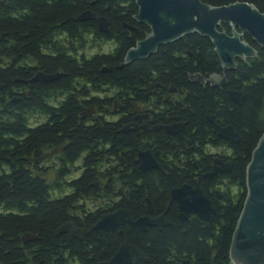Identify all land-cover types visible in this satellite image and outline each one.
I'll return each instance as SVG.
<instances>
[{
	"label": "trees",
	"instance_id": "1",
	"mask_svg": "<svg viewBox=\"0 0 264 264\" xmlns=\"http://www.w3.org/2000/svg\"><path fill=\"white\" fill-rule=\"evenodd\" d=\"M200 1L211 7L248 3L264 14V0ZM86 11L104 17L109 23L108 33H100L96 22H79L78 16ZM137 13L135 0H0V47H10L0 55L14 60L9 68L0 67V85L6 88L15 81L32 78L38 71L60 74L57 80L42 84L51 85L55 93L65 96L44 97L43 107L41 97H29L24 102L26 107H31L28 122L20 115L11 120L0 118V264H25L23 254L27 250H34L31 254L36 264H61V256L51 259L58 249L69 250L86 264L89 245L92 254L103 255L122 240L138 246L147 258L146 264H167L166 257L171 251L193 254L195 264H231V238L246 198V167L264 133V48L243 36L241 40L256 51V57L246 62L236 60L232 70L223 71L211 41L193 33L159 47L146 59L124 65L127 52L150 34L145 25L136 22ZM231 30L228 25L219 27V31L227 34ZM61 37L72 42L73 55L44 57L41 69L15 68V62L25 57L36 63L40 47L67 45ZM107 43L113 48L102 53L101 45ZM95 47L99 50L95 54L89 57L83 54ZM104 69L109 71L102 72ZM214 75L226 83L215 96L217 99H213L216 92L206 86L197 89L190 86L194 76L205 80ZM151 81L188 85L192 93L203 97L204 101L194 105V126H202L205 115L215 109L226 112V122L240 139L234 145L221 141L227 149L223 157L231 166L219 183L223 200H213L215 215L210 222H194L186 236L128 230L114 238L104 233L93 234L89 245L73 243L58 230L71 220L73 210L79 209L76 205L79 199L73 195L53 199L50 193L56 186L39 179L25 160L33 162L62 139L69 141L68 151L74 154L90 144L97 149L109 129L99 118L89 122L92 125L89 127H85L88 121L80 119L88 105L99 103L98 97H85L87 89L101 94L107 88L115 91L122 88L136 94V89L146 87ZM38 88L36 84L32 91L37 93ZM73 90L78 97L71 96ZM228 90L243 92L244 101L239 106L233 104L228 99ZM40 116L45 117V122L31 126L30 119ZM201 167L209 165L205 163ZM89 173L86 171L85 178L91 177ZM139 174L143 181L146 173L140 170ZM135 202L136 207L129 208L133 217L143 212L142 199L138 197ZM25 235L35 240L22 243Z\"/></svg>",
	"mask_w": 264,
	"mask_h": 264
},
{
	"label": "flooded vegetation",
	"instance_id": "2",
	"mask_svg": "<svg viewBox=\"0 0 264 264\" xmlns=\"http://www.w3.org/2000/svg\"><path fill=\"white\" fill-rule=\"evenodd\" d=\"M61 40L67 45L40 47L36 63L25 57L15 62V68L41 69L43 66L41 59L44 57L56 58L62 53L67 56L73 55L72 42L64 37H61ZM2 47L0 54L10 48ZM12 62L13 59L0 55L1 68H9ZM37 73L46 74L42 71ZM32 78L15 81L14 85L9 84L6 88L0 85V118L11 120L20 115V118H26L28 122L31 107H26L27 104L24 102L28 101L29 97H41L42 107L45 105L44 97H65L55 93L51 85L42 84L44 82L29 83ZM218 82L210 76L205 80H191L190 86L196 87L195 89L206 86L216 92L213 99H217L219 97L215 96H218L226 85L224 82L223 86H216ZM36 84L39 85L37 93L32 91ZM190 86H174L170 83L151 81L146 87L136 89V94L122 88L118 91L107 88L101 94H93L91 88H88L85 97H98L99 103L94 106L88 105L79 115L80 119L88 121L85 127H89L92 126L89 122L99 118L109 129L97 149H93L90 144L74 154L68 151L69 141L62 139L42 153L44 155L57 150L54 156L40 162L25 160L30 163V170L39 179L45 184L52 183L56 186L50 193L53 199L66 195H73L79 199L76 204L79 209L73 210L71 220L63 225H71L79 231H85L86 234L79 239H71L64 234L69 241L79 242L80 246L85 243L89 245L93 234L104 233L114 238L122 236L123 232L128 230L140 232L125 221L116 226H109V230L94 229L103 217L118 212H124L133 222L145 217L158 222L157 225L146 226L144 232L157 231L159 234L173 236L181 233L186 236L194 222L200 224L204 221L193 215L187 220H181L178 204L171 196L173 190L186 185L192 189H199L209 200L212 208L213 200L215 202L223 200L222 187L219 183L221 176L231 171V166L223 157L227 149L222 147V140L217 134L218 128L231 125L226 122V112L218 108L205 115L202 126H194L192 117L195 115V102H202L204 99L197 93H192L189 90ZM71 96L78 97L74 90ZM53 103L56 105L55 100ZM84 113L90 115L82 117ZM41 119L39 124L45 122V117L42 116ZM138 161L149 167L143 171L146 173L143 181L140 180L141 169ZM220 161L229 164L230 171L207 178L206 175L213 172L214 166L219 167L216 162ZM205 163L209 165L208 168L201 167ZM86 171L90 172L91 177L85 178ZM201 183L206 186L205 189ZM138 197L142 199L143 212L133 217L129 208L136 207L135 199ZM30 243L32 242L26 244ZM125 243L143 255L145 261L139 260L137 264L148 263L138 246L122 240L114 245L110 253H106L103 248L102 252H105L103 255L92 254L89 245L86 248L88 253L86 259L89 262L86 264H108L119 247ZM31 252L34 253V250H27L23 254L25 264H36ZM181 252L171 251L166 257L167 264H195L193 254L187 256ZM57 255L62 258L61 264H82L79 257L67 249H58L55 255L51 256L52 261Z\"/></svg>",
	"mask_w": 264,
	"mask_h": 264
},
{
	"label": "water",
	"instance_id": "3",
	"mask_svg": "<svg viewBox=\"0 0 264 264\" xmlns=\"http://www.w3.org/2000/svg\"><path fill=\"white\" fill-rule=\"evenodd\" d=\"M135 5L138 9L135 17L136 22L145 25L150 34L127 52L124 65L146 59L154 54L159 47L193 33L211 41L223 71L232 70L236 60L246 62L256 57V51L241 40L242 35H247L252 42L264 48V14L248 3L211 7L200 0H135ZM77 20L82 23L96 22L100 33H108L109 23L107 20L90 11L79 15ZM221 24L231 26V33L219 31ZM123 28L131 33L135 32L134 29L127 26H123ZM108 71L102 70V72ZM59 76L60 74L37 73L29 83L52 82ZM212 77L219 81L218 84H215L216 86L224 85L225 80L220 76ZM191 79L195 81L202 78L194 76ZM227 96L233 104L238 106L245 97L243 92L234 90H228ZM89 115L90 113H84L81 116ZM217 135L222 141L231 144L238 143L240 139L231 127L218 128ZM56 153L57 150H53L32 161L40 162ZM138 164L141 171H146L149 168L141 161H138ZM216 164L219 167L214 166L213 172L206 175L207 178L230 171L229 164L222 161L216 162ZM245 185L246 198L231 238L229 258L231 264H264V133L258 140L246 167ZM171 196L178 204L181 220H187L190 215H193L201 221L210 222L215 215V210L211 207L209 200L199 189H192L186 185L173 190ZM218 199L220 198L218 197ZM123 221L140 232H144L146 226L158 224L157 221L149 220L146 217L133 222L124 212H118L103 217L94 229L109 230V226H116ZM58 233L67 234L71 239H79L86 234L85 231H79L68 224L61 226ZM34 240L35 237L30 235H25L21 239L22 243ZM139 260L145 261L143 255L136 248L125 243L119 247L114 258L108 264H137Z\"/></svg>",
	"mask_w": 264,
	"mask_h": 264
},
{
	"label": "rangeland",
	"instance_id": "4",
	"mask_svg": "<svg viewBox=\"0 0 264 264\" xmlns=\"http://www.w3.org/2000/svg\"><path fill=\"white\" fill-rule=\"evenodd\" d=\"M229 26V25H228ZM231 27V26H230ZM232 28V27H231ZM243 35L241 36L242 39ZM113 48V45L110 43L107 44H102L101 45V49L100 51H102V53H108L111 49ZM99 50L95 47V48H88L87 50L84 51V54L89 57L93 54H95L96 52H98ZM41 117H34L33 120L31 121L30 125L31 126H35L39 123H41Z\"/></svg>",
	"mask_w": 264,
	"mask_h": 264
}]
</instances>
